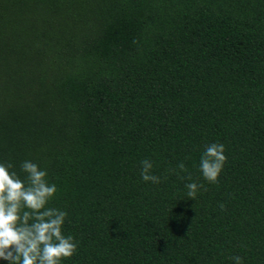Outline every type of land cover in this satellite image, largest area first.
Masks as SVG:
<instances>
[{
	"label": "trees",
	"instance_id": "obj_1",
	"mask_svg": "<svg viewBox=\"0 0 264 264\" xmlns=\"http://www.w3.org/2000/svg\"><path fill=\"white\" fill-rule=\"evenodd\" d=\"M25 160L61 264H264V0H0V163Z\"/></svg>",
	"mask_w": 264,
	"mask_h": 264
},
{
	"label": "clouds",
	"instance_id": "obj_2",
	"mask_svg": "<svg viewBox=\"0 0 264 264\" xmlns=\"http://www.w3.org/2000/svg\"><path fill=\"white\" fill-rule=\"evenodd\" d=\"M224 152L223 144L211 143L205 147L200 171L210 183L218 182L227 160ZM141 165L145 182L160 183V177L150 174L153 168L150 160H143ZM20 167L26 173V180L11 170V163H0V259L9 264H61L63 259L76 253L78 245L71 235L62 234L67 213L46 207L57 192L56 185L48 183L47 171L36 163L25 160ZM178 168L186 171L183 163ZM186 188L187 196L195 199L198 189L204 185L193 182L186 184ZM224 207L220 205L221 210ZM232 259L235 264H243L239 256Z\"/></svg>",
	"mask_w": 264,
	"mask_h": 264
}]
</instances>
